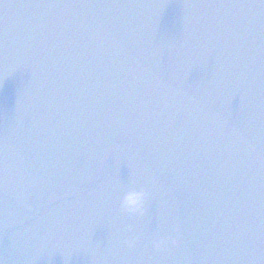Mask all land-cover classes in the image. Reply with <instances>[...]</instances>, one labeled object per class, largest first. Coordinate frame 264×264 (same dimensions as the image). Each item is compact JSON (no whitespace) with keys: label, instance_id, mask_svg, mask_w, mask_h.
I'll return each instance as SVG.
<instances>
[{"label":"water","instance_id":"obj_1","mask_svg":"<svg viewBox=\"0 0 264 264\" xmlns=\"http://www.w3.org/2000/svg\"><path fill=\"white\" fill-rule=\"evenodd\" d=\"M0 264H264V0H0Z\"/></svg>","mask_w":264,"mask_h":264},{"label":"clouds","instance_id":"obj_2","mask_svg":"<svg viewBox=\"0 0 264 264\" xmlns=\"http://www.w3.org/2000/svg\"><path fill=\"white\" fill-rule=\"evenodd\" d=\"M147 196V192L143 189L133 188L125 191L120 203L121 210L132 217H143L146 214ZM176 242L175 239L171 240L172 245H175ZM161 243L164 242L162 241L156 246L159 248Z\"/></svg>","mask_w":264,"mask_h":264}]
</instances>
